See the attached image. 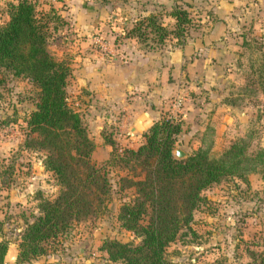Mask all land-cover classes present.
<instances>
[{
    "label": "rangeland",
    "instance_id": "374dc122",
    "mask_svg": "<svg viewBox=\"0 0 264 264\" xmlns=\"http://www.w3.org/2000/svg\"><path fill=\"white\" fill-rule=\"evenodd\" d=\"M7 1L12 0H0V23L6 19ZM35 1L38 9L51 5L61 17L58 23L49 22L55 27H49L47 48L68 66L66 100L79 112L94 143L90 160L106 169L110 196L103 208L73 219L65 232L44 242L43 253L24 261L16 258L24 222L37 213L35 191L51 198L58 184L41 161L45 149L24 144L25 120L34 108L37 88L0 67V240L7 242L3 264H108L106 253L99 249L103 237L136 240L135 233L119 227L115 219L119 204L135 195L120 178L131 177L132 172L143 176L139 165L127 170L116 156L123 148L141 143L146 129L129 132V120L124 126L116 124L127 110L122 105L115 107L112 123L103 115L107 109L102 117L91 119L87 99L92 110L99 100L88 96L82 75L85 62L88 59L91 66L100 61L117 66L131 63L153 76L152 68L164 61L159 77L179 87L165 94V102L157 107L159 119L179 124L173 149H181L185 156L199 145L200 137L216 154L247 131L252 133L251 147L264 146V95L248 67V59L259 58L260 48L264 50V0ZM174 2L189 17L182 42L170 33L162 41L150 35L143 41L127 36L126 28L150 12L170 29ZM101 26L104 32L98 30ZM242 41L250 45H241ZM176 94L181 95L179 106L172 104ZM247 177L246 183L226 177L201 190L203 201L193 210L189 229L182 227L165 247L170 264H264V176Z\"/></svg>",
    "mask_w": 264,
    "mask_h": 264
},
{
    "label": "trees",
    "instance_id": "16d2710c",
    "mask_svg": "<svg viewBox=\"0 0 264 264\" xmlns=\"http://www.w3.org/2000/svg\"><path fill=\"white\" fill-rule=\"evenodd\" d=\"M172 5L170 29L150 12L126 28L127 36L143 41L150 35L162 41L170 33L182 42L189 26L188 13L175 2ZM3 12L6 19L0 23V67L25 77L37 88L34 108L28 110L25 120L24 144L45 149L41 161L58 184L51 198L41 190L35 191L37 213L24 222L19 234L16 258L24 261L43 253L44 242L65 232L73 219L103 208L110 196V183L106 169L90 160L94 143L79 112L66 100L68 66L47 48L49 27H55L49 22L58 23L59 13L51 5L38 9L35 0L7 1ZM244 42L241 45H250ZM259 53V58L248 59V67L264 95V50L260 48ZM179 130L178 123L158 117L144 131L141 143L123 148L122 155L116 156L127 170L139 165L143 176L136 177L138 174L132 172L131 177L120 178L135 195L119 204L115 219L119 227L135 233L136 240L103 237L99 249L106 253L108 264H170L165 247L177 238L182 227L189 229L193 210L203 201L202 189L226 177H237L245 183L250 173L263 178L264 146L251 147V131L216 154L200 137L194 150L175 158L172 149ZM32 132L35 135L29 136ZM111 160L106 163L111 164ZM6 249L7 242L0 240V264Z\"/></svg>",
    "mask_w": 264,
    "mask_h": 264
},
{
    "label": "crops",
    "instance_id": "0c3cea01",
    "mask_svg": "<svg viewBox=\"0 0 264 264\" xmlns=\"http://www.w3.org/2000/svg\"><path fill=\"white\" fill-rule=\"evenodd\" d=\"M97 28L98 30L105 29L103 26ZM213 38L216 39L217 37L213 36ZM101 62L102 61L96 66H91V63L87 59L84 68H82L83 81L89 90L88 96H98L99 100L97 101L98 105H96V108L92 110L90 109L92 102L91 99L88 98L86 109L89 112L92 111L89 115L92 117V120L100 116L102 117V112L107 109L108 113L103 114L106 121L114 122L116 118L114 115V112H116L115 107L122 105L124 108H127V110L123 111L124 113L121 117H118L120 121H117L116 124L120 123L124 126L126 121L129 120L127 125V130H129V132L138 130L139 128L141 129L142 126L144 127L143 129H146L153 120L160 116L157 107H159L162 102H165V94L172 90L175 92L179 87L178 84H171L170 81L165 82L162 80V77H159L158 74L160 68L163 70L162 65L164 61H161L162 63L156 68H152V72L150 71V73H152L153 76H151V74L149 75L148 72L146 73V69H138L137 65L134 66L131 63L119 64V66H117L112 63L105 65ZM165 62H167L169 66V58L168 61L165 60ZM107 66L112 67L109 68ZM165 80H167L166 77ZM99 91H101L102 94H99ZM136 91H138L137 94H135ZM125 96L130 98L129 101L125 102ZM129 106L133 107V110ZM144 124L146 125L144 126Z\"/></svg>",
    "mask_w": 264,
    "mask_h": 264
},
{
    "label": "water",
    "instance_id": "95a60500",
    "mask_svg": "<svg viewBox=\"0 0 264 264\" xmlns=\"http://www.w3.org/2000/svg\"><path fill=\"white\" fill-rule=\"evenodd\" d=\"M172 155L175 158L185 157V153L181 149H178V148L173 149ZM4 261H6L5 257H4Z\"/></svg>",
    "mask_w": 264,
    "mask_h": 264
},
{
    "label": "built area",
    "instance_id": "2783aa9c",
    "mask_svg": "<svg viewBox=\"0 0 264 264\" xmlns=\"http://www.w3.org/2000/svg\"><path fill=\"white\" fill-rule=\"evenodd\" d=\"M180 103H181V95L176 94L174 99L172 100V104H173V106H179Z\"/></svg>",
    "mask_w": 264,
    "mask_h": 264
}]
</instances>
